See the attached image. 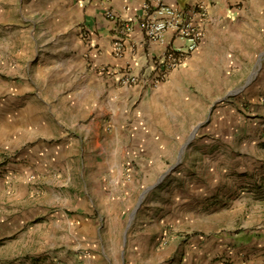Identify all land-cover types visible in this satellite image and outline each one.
<instances>
[{"label":"crops","instance_id":"crops-1","mask_svg":"<svg viewBox=\"0 0 264 264\" xmlns=\"http://www.w3.org/2000/svg\"><path fill=\"white\" fill-rule=\"evenodd\" d=\"M146 1H77L69 13L72 23L62 26L59 43L40 38L34 28L23 33L25 47L14 54L10 41H0V145L22 150L8 167L17 170L8 178L21 177L12 186L28 194L43 191L39 204L45 219L58 216L62 264H171L162 262H169L175 252V236L168 237L166 246L159 244L169 216L135 214V191L124 177L126 160L161 157L167 141L158 126L166 120L174 124L173 88L204 59L203 52H209L210 23L200 48L159 87L121 84L102 69L128 68L143 74L164 51L141 29ZM165 1L182 7L191 2ZM85 6L95 45L90 54L73 22ZM108 9L118 17H107ZM128 22L132 28L123 38L125 50L117 55L118 29L126 30ZM166 38L173 45L185 43L171 33ZM54 206L59 209L53 213ZM235 241L243 245L233 248L234 264H264L263 247ZM201 256L200 264L207 254Z\"/></svg>","mask_w":264,"mask_h":264},{"label":"rangeland","instance_id":"rangeland-1","mask_svg":"<svg viewBox=\"0 0 264 264\" xmlns=\"http://www.w3.org/2000/svg\"><path fill=\"white\" fill-rule=\"evenodd\" d=\"M77 1L86 4L0 0V41H10L14 54L25 47L23 33L34 28L40 38L59 43ZM206 3L209 52L173 88L177 117L174 124L166 120L158 126L167 141L161 157L126 160L135 214L169 216L159 244L164 247L175 236V252L162 263L200 264L207 254L201 264H234L233 248L241 244L236 239L264 248V0ZM86 6L73 22L90 54L95 45ZM21 151L0 145V264H62L58 216L45 219L39 204L43 191L28 194L12 186L21 177L8 178L17 171L8 167Z\"/></svg>","mask_w":264,"mask_h":264},{"label":"built area","instance_id":"built-area-1","mask_svg":"<svg viewBox=\"0 0 264 264\" xmlns=\"http://www.w3.org/2000/svg\"><path fill=\"white\" fill-rule=\"evenodd\" d=\"M208 9V4L203 0H191L184 7L170 4L165 0H147L143 5L141 29L150 41L163 45L164 51L154 58L143 74L128 68L118 70L106 68L104 71L124 85L159 87L173 70L181 68L191 54L200 48L205 38ZM106 16L112 19L118 17L111 9L106 11ZM126 28L118 29V36L114 42V52L117 55L124 53L123 38L132 28L129 22ZM167 33L185 43L180 46L173 45L171 41H167Z\"/></svg>","mask_w":264,"mask_h":264}]
</instances>
